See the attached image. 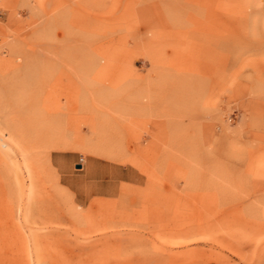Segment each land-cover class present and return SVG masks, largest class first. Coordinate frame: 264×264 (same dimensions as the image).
Returning a JSON list of instances; mask_svg holds the SVG:
<instances>
[{
  "label": "rangeland",
  "instance_id": "1",
  "mask_svg": "<svg viewBox=\"0 0 264 264\" xmlns=\"http://www.w3.org/2000/svg\"><path fill=\"white\" fill-rule=\"evenodd\" d=\"M0 264H264V0H0Z\"/></svg>",
  "mask_w": 264,
  "mask_h": 264
},
{
  "label": "built area",
  "instance_id": "2",
  "mask_svg": "<svg viewBox=\"0 0 264 264\" xmlns=\"http://www.w3.org/2000/svg\"><path fill=\"white\" fill-rule=\"evenodd\" d=\"M83 160H84V157L83 156H80L79 157L80 164H82Z\"/></svg>",
  "mask_w": 264,
  "mask_h": 264
},
{
  "label": "water",
  "instance_id": "3",
  "mask_svg": "<svg viewBox=\"0 0 264 264\" xmlns=\"http://www.w3.org/2000/svg\"><path fill=\"white\" fill-rule=\"evenodd\" d=\"M76 166H77V167H80L81 165L78 163V164H76Z\"/></svg>",
  "mask_w": 264,
  "mask_h": 264
},
{
  "label": "crops",
  "instance_id": "4",
  "mask_svg": "<svg viewBox=\"0 0 264 264\" xmlns=\"http://www.w3.org/2000/svg\"><path fill=\"white\" fill-rule=\"evenodd\" d=\"M74 163H76V161Z\"/></svg>",
  "mask_w": 264,
  "mask_h": 264
}]
</instances>
